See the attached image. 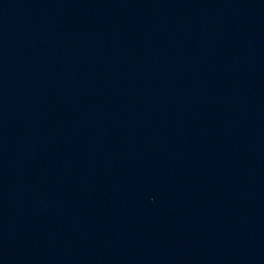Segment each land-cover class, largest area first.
I'll return each instance as SVG.
<instances>
[{
	"label": "water",
	"instance_id": "95a60500",
	"mask_svg": "<svg viewBox=\"0 0 264 264\" xmlns=\"http://www.w3.org/2000/svg\"><path fill=\"white\" fill-rule=\"evenodd\" d=\"M0 264H264V0H0Z\"/></svg>",
	"mask_w": 264,
	"mask_h": 264
}]
</instances>
